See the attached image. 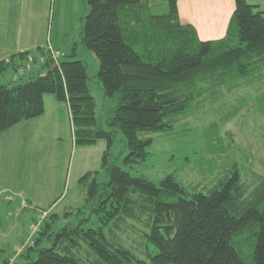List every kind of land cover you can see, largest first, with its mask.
Masks as SVG:
<instances>
[{"label":"trees","instance_id":"trees-1","mask_svg":"<svg viewBox=\"0 0 264 264\" xmlns=\"http://www.w3.org/2000/svg\"><path fill=\"white\" fill-rule=\"evenodd\" d=\"M84 1L89 10L80 43L98 60L104 96L116 100L103 121L95 118L84 61L55 62L49 48L38 47L0 62L3 78L15 83H0V132L42 116L43 98L52 95L68 106L75 147L106 142L99 166L106 180L97 181L99 170L80 177L83 202L64 213L77 221L51 231L53 222L46 220L58 216L47 213L20 255L24 264H264V176L253 175L250 190L234 166L222 170L207 193L189 190L172 175L157 183L131 176L112 160L114 134L103 127L121 131L128 150L123 165L133 168L148 155L152 138L146 135L171 131L207 98L221 97V89L263 81L264 13L234 0L225 36L200 41L179 23L176 0H168L163 15L140 0ZM28 62L34 68L19 74ZM257 101L264 115V95ZM219 129L212 123L205 132L215 144L222 141ZM126 221L143 227L137 250L114 234ZM44 240L49 247H40Z\"/></svg>","mask_w":264,"mask_h":264},{"label":"rangeland","instance_id":"rangeland-1","mask_svg":"<svg viewBox=\"0 0 264 264\" xmlns=\"http://www.w3.org/2000/svg\"><path fill=\"white\" fill-rule=\"evenodd\" d=\"M3 1L5 0H0V4ZM39 1H41L39 5L35 4L32 7L30 4L28 5V1L18 0L11 2L5 8L6 11H0L2 42H6L7 47L10 48L16 45V40L26 38V34L29 33L27 31L29 18L26 14L39 11L41 14L40 27L39 29L38 27L31 29L36 33L35 38L41 46H46L48 43L58 50L60 58L85 62L88 91L95 102V118L99 122L103 121L105 112L116 105V100L107 99L104 96L101 85L96 78L99 70L98 60L94 53L85 50L80 43L84 18L89 10L86 2L84 0ZM167 10L165 6L157 4L152 6L149 11L156 15H163L168 12ZM73 43L76 44L75 56L69 58L72 54ZM5 81L9 86L15 84L12 79H9L8 82V79L5 78ZM218 93L221 97L207 98L199 104L192 114L175 125L171 131L146 135L152 138L151 145L146 149L148 155L141 164L133 168L123 165V159L128 150L121 131L118 128H110L104 125L105 130H112L114 134V141L110 148L112 160L131 176H143L149 181L157 183L165 176L172 175L177 182L189 190L203 193H207L206 188H209L211 183L218 178L222 170L231 172L234 170L233 167L237 166L243 183L249 186L251 190L254 185L253 175L264 176V115L258 110L257 101L261 95H264V80L230 92L221 89ZM234 111L236 113L226 120L225 118ZM63 115L66 118V123L60 124L59 133H54L46 138L48 141L46 150L50 152L51 149H55V155L51 157L42 152V170L40 175L37 171L35 173V183L39 188L32 190L30 182H21L22 192L31 194L36 201L35 203L42 206L35 204L32 209L19 214L18 204L14 203L10 208H7L6 202L2 204L0 224L3 225L1 231L5 235L0 238V253L4 257H9L7 261L14 258V264L25 263L23 258L15 257V255L18 247L24 243L30 234L40 212L42 210L48 211L47 203L61 197L56 209L48 211L49 216L52 214L58 216V219L48 217L46 220L49 223L53 222L51 231H55L67 223L77 221V218L71 216L64 217V213L72 211L82 204L84 192L76 180L73 181L80 159L78 149L75 152H72L71 149L72 125L68 107L64 110ZM212 123L220 125L219 136L223 145L220 141L215 144V141L207 138L205 132ZM61 127L62 132L60 133ZM100 142L99 146L106 145L105 141ZM212 147H216L215 155H210L209 149ZM220 151L223 153L219 154ZM50 162H52L51 168L49 167ZM87 167L99 170L98 182L106 180L104 172L98 168V162ZM28 176L27 180H29ZM1 181L0 185H11L12 183ZM10 193V201H14L16 197L12 194V190ZM29 205L30 203L27 202V206ZM4 209L6 213L10 212L9 217L4 215ZM142 229L141 225L133 221H126L125 226L114 230V234L126 246L137 250L140 241L138 232ZM34 235L32 236L33 240ZM49 246L50 244L44 240L40 247ZM2 261L1 259L0 263Z\"/></svg>","mask_w":264,"mask_h":264},{"label":"crops","instance_id":"crops-1","mask_svg":"<svg viewBox=\"0 0 264 264\" xmlns=\"http://www.w3.org/2000/svg\"><path fill=\"white\" fill-rule=\"evenodd\" d=\"M16 1L18 0L3 1L0 4V11H6L5 8H7L11 2ZM21 1H28V5L30 4L32 7L35 4L39 5L41 2L39 0ZM140 2L143 5H147L149 8L157 4L163 7L165 6L166 9L169 8L168 0H140ZM246 2L249 5L256 6L259 11L264 13V0H246ZM176 10L179 23L183 26L192 28L200 41H216L222 39L226 34L229 20L235 10V1L176 0ZM26 16L29 18V28L27 30L29 33L26 34V38L16 40V45L14 47L8 48L7 43L2 42L3 36L0 34V62L8 60L12 55L32 51L38 47L51 48L59 54V51L48 43L46 46H41L35 38L36 33L31 30L35 29V27L39 29L41 24L40 12H30L27 13ZM4 81L5 79L0 73V83ZM43 102L45 112L42 116L19 123L8 130L0 132V180H2L1 182H12L11 185H0V212L3 202H6L7 208L12 207L14 203H16V205L18 204L19 214L32 209V206H35V204L37 206H42L35 203L36 201L32 198L31 194L22 192L21 182H30L32 190L39 188L35 183V173L37 171V173H39L38 175H40V171L42 170V152L47 153L51 157L55 155V149H51L50 152L46 150V145H48L46 138L52 136L54 133H59L60 124L64 125L66 123V118L63 114L64 110L68 107L65 103H59L52 95H45ZM61 132L62 127L60 128V133ZM71 137L72 152L78 149L80 159L76 168L79 173L75 170V179H73V181L76 180V182H78L80 177L85 173L95 170L93 167L87 166L94 162L95 164L98 162L99 168L101 156L106 149V145L99 146L101 142L98 141L95 145L90 147H75L73 136ZM51 163L52 162L49 164L50 168L52 165ZM27 176L29 180H27ZM50 179L52 180L51 174ZM11 190L12 194L16 197L14 201H10ZM60 199L61 197H57V199L53 200L51 203H47L46 206H49V212L56 209ZM27 202L30 203L29 206H27ZM4 211V215L9 217L10 212L6 213L5 209ZM2 226L3 225L0 224V238L5 235V233L1 231L3 229ZM8 258L9 257H4V255L0 253V260H3L0 264H3Z\"/></svg>","mask_w":264,"mask_h":264},{"label":"built area","instance_id":"built-area-1","mask_svg":"<svg viewBox=\"0 0 264 264\" xmlns=\"http://www.w3.org/2000/svg\"><path fill=\"white\" fill-rule=\"evenodd\" d=\"M50 52H51V58L52 60H54L55 62L58 60L59 55L57 52H55L54 50H52L51 48H49ZM34 68V65L32 64V62H28L25 64L24 67L20 68L18 70L19 74H23L31 69ZM47 217V212L46 211H42L40 212L39 217L37 218L36 222L34 223V226L32 227V230L30 232V234L28 235V237L25 239L24 243L18 247L17 253L15 255L16 256H20L24 250L26 249V247H28L31 244V240H32V236L38 231L40 225L42 224V222L45 220V218ZM17 259V258H16ZM14 258L10 259L7 261L6 264H14Z\"/></svg>","mask_w":264,"mask_h":264}]
</instances>
